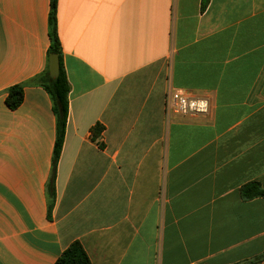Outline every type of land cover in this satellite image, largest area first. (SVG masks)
Masks as SVG:
<instances>
[{
    "label": "crops",
    "instance_id": "obj_1",
    "mask_svg": "<svg viewBox=\"0 0 264 264\" xmlns=\"http://www.w3.org/2000/svg\"><path fill=\"white\" fill-rule=\"evenodd\" d=\"M50 0H0V264H264V0H57L68 118L48 215L55 116ZM175 89L208 114L168 117ZM103 129L96 140L91 130Z\"/></svg>",
    "mask_w": 264,
    "mask_h": 264
},
{
    "label": "trees",
    "instance_id": "obj_2",
    "mask_svg": "<svg viewBox=\"0 0 264 264\" xmlns=\"http://www.w3.org/2000/svg\"><path fill=\"white\" fill-rule=\"evenodd\" d=\"M208 3L209 0H201V11L205 10ZM56 4L57 0H50L48 14V36L50 45L47 52L46 68L42 73L27 82L15 84L9 87L6 91L5 97V104L11 110L16 109L22 103L24 88L26 86L42 87L46 90L50 97L52 110L55 116V140L52 153L51 176L47 186L48 215L54 206L55 173L64 143L68 118V94L70 92V86L61 63L60 42L56 27ZM52 54L57 55L59 58V75L55 79H51L48 73V58ZM102 129L103 128L100 125H97L91 130L93 140H96L99 137ZM239 193L241 198L246 201L254 198H264V188H262L258 182H249L244 184L240 188ZM263 258L264 254L258 257L257 260L259 261ZM54 264H91V262L82 245L79 242H73L61 253Z\"/></svg>",
    "mask_w": 264,
    "mask_h": 264
},
{
    "label": "built area",
    "instance_id": "obj_3",
    "mask_svg": "<svg viewBox=\"0 0 264 264\" xmlns=\"http://www.w3.org/2000/svg\"><path fill=\"white\" fill-rule=\"evenodd\" d=\"M165 110L168 117H198L208 114L210 101L206 98L189 96L180 89L171 90L165 98Z\"/></svg>",
    "mask_w": 264,
    "mask_h": 264
},
{
    "label": "water",
    "instance_id": "obj_4",
    "mask_svg": "<svg viewBox=\"0 0 264 264\" xmlns=\"http://www.w3.org/2000/svg\"><path fill=\"white\" fill-rule=\"evenodd\" d=\"M48 73L51 79H55L59 75V58L55 54L48 58Z\"/></svg>",
    "mask_w": 264,
    "mask_h": 264
}]
</instances>
